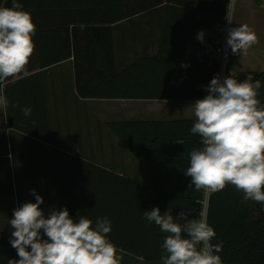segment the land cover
Listing matches in <instances>:
<instances>
[{"label": "trees", "instance_id": "16d2710c", "mask_svg": "<svg viewBox=\"0 0 264 264\" xmlns=\"http://www.w3.org/2000/svg\"><path fill=\"white\" fill-rule=\"evenodd\" d=\"M17 2L36 25L34 53L18 75L73 59L76 91L83 99L179 101L204 98L210 81L220 77L218 59L187 56L185 45L194 41L197 29L213 30L225 21L228 0ZM0 7H12V0H0ZM155 11L165 16V24L158 31L157 50L151 52V45L143 44L139 51L135 43L124 49L115 35L116 25ZM125 52L133 57L120 64L119 55ZM252 76L261 81L257 98L264 104V73ZM194 123L195 119H183L110 124L146 167L150 183L140 186L122 179L116 188L115 203L100 212L110 217L112 231L108 239L117 249L147 264H162L161 257L167 255L162 248L167 233L149 222L144 212L158 207L162 215L169 211L177 217L184 211L189 219H201L204 189H190L191 177L185 175L190 152L203 147L199 135L191 134ZM207 204V222L216 232L212 243L223 244L218 253L222 264H264V205L245 200L243 192L231 184L212 192ZM16 254L10 242L0 240V264L18 260Z\"/></svg>", "mask_w": 264, "mask_h": 264}, {"label": "crops", "instance_id": "0c3cea01", "mask_svg": "<svg viewBox=\"0 0 264 264\" xmlns=\"http://www.w3.org/2000/svg\"><path fill=\"white\" fill-rule=\"evenodd\" d=\"M230 13L231 28L247 24L257 35V43L240 54L229 50L228 71L243 82L249 74L264 73V0H234ZM164 17L155 11L116 25L118 42L124 49L135 43L139 51L149 44L155 52ZM201 31L203 41L197 39ZM212 31L211 36L208 29H197L185 54L219 59ZM119 56L120 64L133 57L129 52ZM0 95L9 101L0 108V240L5 242H10L14 209L35 202L32 190L43 197L46 218L66 207L74 220L88 216L94 227L99 218H110L100 211L115 203L122 179L149 185L148 170L110 124L195 119L191 105L196 100L83 99L76 91L73 59L4 80ZM17 101L20 107L14 108ZM21 107H30L31 115ZM41 236L47 239L42 230ZM118 255L120 264H147L120 249Z\"/></svg>", "mask_w": 264, "mask_h": 264}, {"label": "clouds", "instance_id": "9594fccd", "mask_svg": "<svg viewBox=\"0 0 264 264\" xmlns=\"http://www.w3.org/2000/svg\"><path fill=\"white\" fill-rule=\"evenodd\" d=\"M229 24L231 15L226 16ZM36 25L31 14L22 10L17 0L12 7H0V82L25 70L34 53L33 36ZM197 39L203 41L201 31ZM227 46L240 54L257 43L256 33L242 24L228 29ZM261 81L249 74L243 82L233 75L221 80L214 77L207 85V95L192 105L195 123L191 134L199 135L203 147L190 152V166L185 175L191 177L189 188L210 191L233 185L242 191L245 200L264 205V104L258 100ZM8 99L0 95V108H7ZM20 107L17 101L12 105ZM25 116L30 107H21ZM178 143H182L177 141ZM23 203L9 220L11 246L19 259L8 264H120L119 249L108 239L112 231L107 217L99 218L93 227L88 216L74 220L68 209H53L47 218L40 205ZM79 215V213H77ZM149 222L167 233L162 248L167 255L162 264H222L223 244H213L216 232L206 218L189 219L181 211L174 217L169 211L162 215L158 207L144 212ZM43 235L47 239H43ZM30 249V250H29Z\"/></svg>", "mask_w": 264, "mask_h": 264}, {"label": "built area", "instance_id": "2783aa9c", "mask_svg": "<svg viewBox=\"0 0 264 264\" xmlns=\"http://www.w3.org/2000/svg\"><path fill=\"white\" fill-rule=\"evenodd\" d=\"M228 13L230 14L231 7L234 3V0H228ZM231 28V24L227 21L225 17V21L218 25L216 29L215 37L212 39V44L214 45L217 53L219 54V63H220V79L223 80L225 77L230 75H234L233 72L228 71V63H229V50L230 47L227 46V36H228V29ZM214 191L204 189V210L201 213V218H206L207 220V209H208V199L210 194Z\"/></svg>", "mask_w": 264, "mask_h": 264}, {"label": "rangeland", "instance_id": "374dc122", "mask_svg": "<svg viewBox=\"0 0 264 264\" xmlns=\"http://www.w3.org/2000/svg\"><path fill=\"white\" fill-rule=\"evenodd\" d=\"M209 30V29H208ZM209 33L211 34V36H212V34H213V31L212 30H209ZM126 53V52H125Z\"/></svg>", "mask_w": 264, "mask_h": 264}]
</instances>
